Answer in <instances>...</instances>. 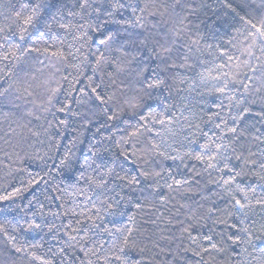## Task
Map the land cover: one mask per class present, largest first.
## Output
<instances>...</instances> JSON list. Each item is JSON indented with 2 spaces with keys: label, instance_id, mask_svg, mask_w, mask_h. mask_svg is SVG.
Wrapping results in <instances>:
<instances>
[{
  "label": "trees",
  "instance_id": "trees-1",
  "mask_svg": "<svg viewBox=\"0 0 264 264\" xmlns=\"http://www.w3.org/2000/svg\"><path fill=\"white\" fill-rule=\"evenodd\" d=\"M78 2L80 0H64L65 14L69 10L76 11ZM130 2L135 5L142 0H130ZM13 3H17V0H0V27L9 23L5 17L11 14L12 9L9 5ZM185 3L197 10L192 12L185 7L178 8L177 12L181 16H187L185 20L187 30L193 38H199L200 43L193 45V52L189 54L188 63L192 66L179 70L185 77L184 83L177 81L173 85L174 99L171 102L176 107L171 114L177 118V123L166 126L155 125L152 134L131 137L129 134L135 131L137 120L130 115L124 114L118 120L110 121L108 116L111 115V111H106V107L99 102L86 100L85 103H78L83 97L79 91H72V85L74 84L76 89L86 88L87 77L92 76V72L90 67H85V75L80 78L81 83L75 84L73 77L77 73L71 65L82 61L83 54H87L89 48L85 45L81 52H76L81 42L74 41L72 33L66 34L58 28L55 29V33L64 41L65 55L72 52L75 58L68 56L67 60L61 63L55 57L41 56L40 59L44 60V65L37 63L32 67V72L39 80H44L53 70L50 67L51 64L55 63L61 68L50 84L51 88H56L58 86L56 81H59L61 86L53 100L55 107L48 112L39 111L32 103L17 99V93L14 91L0 96V197H13L10 200L0 199V226H3V230H0V264H46V262L104 264L105 256L109 257V264H120V261L115 260L109 252L118 234L108 236L99 231L95 233L89 231L91 221L88 218H95L99 209L100 215L104 218L103 226L112 228L113 224L109 223L112 221L116 227H119L128 222L127 215H109L104 210L106 205L102 207L100 201L109 200L115 206V201L119 200L120 209L131 214L137 210L127 203L129 199L133 203L139 199L144 204V210L137 212V225H143L147 220L146 234H154L153 241L160 245L159 248H153L152 242L140 243L141 238L137 236L138 246L144 247L146 244L147 247L143 253L139 252L138 247L126 250L127 259L133 264L135 261H139L140 264H169L170 261L171 264H261L264 231L260 230V224L264 223V211L260 209H257L246 222L256 221L251 245L246 243L233 245L234 252L229 250L227 253L217 254L210 251L202 252L201 256L193 255V251H182L183 248L198 249L190 243L186 235H181L177 221L186 218L189 208L195 210L197 214L202 212L203 210L198 208L200 204L204 206V210L213 206L223 208L224 201L220 199L223 190L210 181L220 180L222 175L227 179L228 173L213 169L205 171V165L187 157L182 161H173L157 156L156 160L165 170L163 177L157 178L158 184L152 180H144L138 175L145 168L151 170L149 165L138 159L143 155L141 149L145 146L147 139L159 144L160 150L166 155L183 156L189 149L199 153L200 146L206 142L207 137L215 139L220 135V129H217L215 124L226 119L231 125L232 121L229 117L236 113L235 108L229 107L228 96L230 95L238 99L247 95L248 99L257 100V104L253 107V114L246 118L245 126L255 123L261 133H264V122L255 115L259 111V97L264 96V89L259 94L255 92V87L264 83V52H262L264 42L252 36L255 30L248 23L251 20L259 26V22L264 19V0H185ZM226 5H231V8ZM233 8L235 12L231 10ZM130 15L128 10L123 12L125 19ZM137 15L140 13L137 12ZM144 15L147 16L146 13ZM116 18L120 19V16ZM158 19L157 17L156 20ZM68 20L73 18L66 15L64 22L67 23ZM156 20L148 18L150 24L156 23ZM73 22L82 21H79L77 17ZM197 25H199L198 29ZM108 27L113 31L121 30L119 24H110ZM166 28L167 25L161 21L156 31L163 35ZM141 31L139 28L133 30L134 34H139ZM253 43L255 47L251 48V51L254 55L249 57L248 50ZM96 46V43H92V50H95ZM141 55L147 56L148 52L144 51ZM229 56L232 57L231 60L228 59ZM244 62L256 67L258 71L255 74L248 71V68L244 67ZM237 65H240L239 69ZM151 66L155 68V63ZM111 70L106 68V71ZM236 72L240 75H234ZM246 72L248 76L253 77L252 80L245 79ZM224 73L236 82H230L225 94L221 95L215 89L223 85ZM65 75H68V81L63 80ZM99 75L97 73V76ZM201 75L206 77L204 83L200 82ZM218 76L221 77L220 80L213 79ZM104 81V91L111 93L113 89L109 87L106 76ZM240 81L250 85L247 93ZM9 83H11L10 80L7 82L0 80V91L7 88ZM154 95L163 97L167 96L168 92L157 90ZM181 97L187 98L189 108H181ZM28 99H34L36 105H40L43 98H37L34 95ZM68 103L71 104V112L58 111L63 104ZM150 103L153 109L160 110L157 108L158 101L154 100ZM108 108H111V105ZM29 110L35 115L28 116ZM215 112H219L220 117L207 122L208 117ZM37 116L39 119L36 118ZM60 121L67 123L63 124ZM189 124H198L200 129L207 133V137L199 133L193 137L192 134L196 132V129L189 127ZM157 131L160 133L159 136L156 135ZM254 131L253 129L252 132ZM122 137L128 138L129 144H123ZM191 139H195L196 143L190 144ZM217 143H227V136ZM247 147L256 153L251 157L256 161L255 165L243 166L235 160V154L230 151L227 154L232 157L231 165L236 166L237 170L244 167L247 172V175L238 178V182L243 185H254L257 187V193H260L259 186L264 184V181L254 173L264 176V171L259 168V164L264 162V155L260 154L264 144L250 143ZM122 150L128 153V159L120 155ZM93 152L96 155H93ZM133 152L136 155H132ZM113 162L117 165L116 170L121 176L126 174L138 176L140 184L126 187L123 183L109 178L108 187L98 189L94 184L89 183V178H98V172L102 171L97 169V165L112 166ZM169 172L176 179L189 180L191 187L185 185L179 192H170L164 186L165 181L172 183L167 175ZM194 172L201 173L198 186L191 180ZM17 190L19 195H13ZM162 198H167L168 202L163 203ZM180 205L185 207L180 208ZM177 209L180 211L177 212ZM217 215L220 214L217 213ZM153 219L156 221L155 224L151 223ZM233 222L234 220L229 221V223ZM31 223L39 224L40 228L25 231ZM97 223L100 221L98 220ZM201 225H207V227L198 225L192 234L200 239L204 247H208V241L203 240L202 236L211 234L209 233L211 221H201ZM222 227H217L216 232L219 233ZM75 229H81V231H74ZM85 235L92 237L91 241L85 242L81 239ZM73 236L75 240L70 239ZM11 237H15V240H11ZM214 239L218 240L219 236H215ZM13 243L27 251L17 252L12 247ZM101 243L104 247L97 252L100 259H97V256H85V251L99 248ZM34 245H40V247H34ZM82 247L84 251L81 250ZM54 252L57 253L56 256H53ZM33 254L39 259H34ZM116 254L122 255L119 252Z\"/></svg>",
  "mask_w": 264,
  "mask_h": 264
},
{
  "label": "snow or ice",
  "instance_id": "snow-or-ice-1",
  "mask_svg": "<svg viewBox=\"0 0 264 264\" xmlns=\"http://www.w3.org/2000/svg\"><path fill=\"white\" fill-rule=\"evenodd\" d=\"M9 7L12 12L5 17L9 23L4 27H0V80L5 82L10 80L11 83L8 84L7 88L0 91V96H5L10 91H14L17 93V99L32 103L39 111L48 112L55 107L53 100L60 91L61 86L59 81H56L58 85L56 88H51L50 84L56 74L61 71V68L57 67L55 63L51 64L50 67L53 70L49 72L44 80H39L35 73L32 72V67L37 63L44 65V60L40 59L41 56L55 57L61 63L66 61L68 56L75 58L72 52L65 55L63 51L64 41L55 33V29L58 28L62 29L66 34L72 33L73 40L81 42V46L76 49V52H81L85 45L89 48L88 53L83 54L82 61L71 65L77 73L73 77L75 84L81 83L80 78L85 75V67H90L92 72V76L87 77L88 84L86 88L76 89L74 84L72 85V91H79L81 96L86 98H82L78 103H85L86 100L99 102L100 105L106 107V111H111V115L108 116L110 121L118 120L124 114L130 115L137 120L135 131L129 134L131 137L144 134L150 135L153 133L155 125L166 126L178 122L177 118L171 114L173 108L176 107L171 102L174 99L172 96L173 85L177 81L181 84L184 83L185 77L180 74L179 70L192 66L188 63L189 54L193 52L192 46L200 43V39L193 38L187 30L185 25L187 16H181L177 12L178 8L184 9L185 7L191 9L192 12L197 10L186 4L185 0H142L141 3L135 5L130 0H80L76 4L77 10H69L66 14V3H64V0H17V3L10 4ZM226 7L231 8V5H226ZM125 10L131 13L127 19L123 17ZM231 10L235 12L234 8ZM137 12L140 15H137ZM145 13L147 16L144 15ZM66 15L67 17H72L73 20L78 17L79 21L82 22L74 23L73 20H68L65 23ZM118 15L120 19L116 18ZM157 17L159 18L158 20H156ZM148 18L156 20V23L150 24ZM161 21L164 25H167L163 35L156 31ZM248 23L255 30L252 36L258 37L264 42V19L259 22V26L252 23L251 20ZM110 24L121 25V30H111L108 27ZM196 27L198 29L199 25ZM137 28L142 31L139 34H134L133 30ZM92 43L97 45L95 50L91 48ZM253 47H255V43L249 47V57L254 55L251 51ZM144 51L148 52L147 56L141 55ZM262 52H264V49H262ZM113 53H118L119 55H110ZM228 59L231 60L232 57L229 56ZM256 59H259V57H256ZM153 63H155V68L151 66ZM45 66L47 67V65ZM244 67L248 68V71L253 74L258 71L256 67H252L248 62H244ZM106 68H111L112 70L106 71ZM237 68L239 69L240 65H237ZM37 71L41 70L37 69ZM21 73H23V76H21ZM97 73L100 75L97 76ZM234 75L239 76L240 73L236 72ZM105 76L108 79L109 87L113 89L111 93L104 91ZM244 77L248 80L253 79V77L248 76L247 72L244 73ZM213 79L220 80L221 77H213ZM63 80L68 81V75L63 76ZM205 81L206 77L201 75L200 82L204 83ZM230 82L235 83L236 81L229 78L227 73H224V83L215 89L216 92L224 95ZM240 83L247 93L250 85L243 84V81H240ZM40 89L43 91H38ZM262 89H264V83L255 87V92L259 94ZM157 90H166L168 95L163 97L154 95ZM34 95L37 98H43L40 105H36L34 99H28ZM154 100L158 101L157 108L160 110L152 108L150 101ZM228 100L229 107L235 108L236 113L229 117L232 121L231 125L226 119L221 120V123L215 124V127L220 129V135L216 136L215 139L207 137V133H204L198 124H189V127H195L196 129V132L192 134L193 137H196L197 133L207 137L206 142L200 146L199 153H194L189 149L183 156H169L160 150L159 144L147 139L145 146L141 149L143 155L138 157L144 164L151 167V170H148V168L141 170L138 174L139 177L144 180H152L157 184V178H162L165 173V170L156 160L157 156L173 161H182L187 157L205 165V171L213 169L229 174L227 179L222 175L220 180L210 181L219 185L223 190V195L220 196V199L224 201L223 208L213 206L204 210V206L200 204L198 208L203 210L202 212L197 214L195 210L189 208V214L186 218L177 221L181 235H186L190 243L198 249L183 248L182 251H193L195 256H201L202 252L208 253L210 251L217 254L227 253L229 250L234 252L235 248L232 247L233 245L238 246L245 243L251 245V237L254 234L256 221L246 222L250 220L251 215L255 214L257 209L264 211V184L259 186L261 192L257 193L256 186L239 183L238 178L247 175V172L244 167H240V170H237L236 166L231 165L230 160L232 157L227 154L229 151L235 154V160L239 161L243 166L256 164V161L251 159L256 153L252 152L247 145L256 142L264 144V138H262L264 133H261L260 128H257L255 123L245 126V121L249 115L253 114V107L257 104V100H250L247 95L242 99L230 95ZM259 100V111L255 115L260 121L264 122V96H260ZM181 101L182 109L190 107L186 97H181ZM109 105H111V108H108ZM58 111L71 112V104H63ZM27 115L34 116L35 113L29 110ZM219 117L220 113L215 112L208 117L207 122H212L214 118ZM36 118L39 119L38 116ZM60 123L66 124L67 122L60 121ZM21 127H26V125H21ZM253 129L255 130L254 132H252ZM156 135H160L159 131L156 132ZM226 136L227 143H217V141H223ZM185 139L189 138L185 137ZM122 140L123 144H129L128 138L122 137ZM189 143H196V140L191 139ZM237 152L239 154H236ZM260 154L264 155V149L260 150ZM93 155H96V153L93 152ZM120 155L128 159L126 151L122 150ZM132 155H136V153L133 152ZM92 163L94 164L95 161L93 160ZM116 168L115 162H113L112 166L106 164L97 165V169H102V171L98 172V178H89V183L94 184L98 189L107 188L109 178L123 183L126 187L140 184L141 181L138 176H128L127 174L121 176ZM259 168L264 171V162L259 164ZM254 174L264 181V176L259 175V173ZM167 175L172 180V183L165 181L164 186L170 192H179L185 185H189V188L191 187L189 180L176 179L171 172ZM200 176V172H194L191 177L192 183L198 186V178ZM109 190L112 191L114 189ZM133 190H135L134 187ZM13 195H19V190ZM12 198V196L0 197L3 200ZM144 200L146 201L147 198L145 197ZM162 202L167 203V198H162ZM127 203L137 211L127 214L120 209L119 200L115 201V206L109 200L100 201L102 207L106 205L104 210L109 215H127L128 222L119 227H116L112 221H109V223L113 224L112 228L103 226L104 218L100 215L99 209H97L95 218H88L91 221L89 231L94 233L99 231V233H106L108 236H116L118 234L109 252L115 260L120 261V264H133L127 259V249L138 247L139 252L143 253L145 251L147 245L139 247L137 236L141 238L140 243L148 241L152 242L153 248L160 247L158 242L153 241L154 234H146L147 220H145L143 225H137V212L144 210V204L139 199L135 203L129 199ZM184 207V205H180V208ZM179 211L180 209H177V212ZM217 213L220 215H217ZM98 220L100 223H97ZM230 220H234V222L229 223ZM201 221H211L212 226L209 228V233L211 234H203L202 236L203 240L208 241V247H204L200 239L192 234L198 225L207 227V225H201ZM155 222L154 219L151 220L152 224H155ZM220 226L223 227L217 233L216 228ZM39 228V224L31 223L25 231H33ZM0 230H3V226H0ZM260 230L264 231V223L260 224ZM74 231L79 232L81 229H75ZM215 236H219V239H214ZM10 239L14 241L15 237ZM70 239L75 240V237H70ZM81 239L88 242L91 241L92 237L85 235ZM12 247L17 252L27 251L25 248L17 247L15 243L12 244ZM34 247H40V245H34ZM103 247L104 245L101 243L99 248L85 251V256H97V252ZM81 250L84 251L83 247ZM117 252L122 255H117ZM261 252V264H264V250H261ZM56 255L57 253L54 252L53 256ZM33 258L39 259L35 254H33ZM97 259H100V257L97 256ZM46 264H50V262H46ZM104 264H109L108 256L104 257ZM134 264H140V262L135 261ZM169 264H171V261Z\"/></svg>",
  "mask_w": 264,
  "mask_h": 264
}]
</instances>
